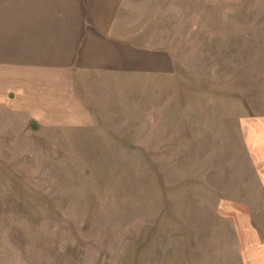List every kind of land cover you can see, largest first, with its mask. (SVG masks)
Instances as JSON below:
<instances>
[{"label": "rangeland", "instance_id": "rangeland-1", "mask_svg": "<svg viewBox=\"0 0 264 264\" xmlns=\"http://www.w3.org/2000/svg\"><path fill=\"white\" fill-rule=\"evenodd\" d=\"M153 1L176 69L141 111L2 121L0 264H247L264 239V0Z\"/></svg>", "mask_w": 264, "mask_h": 264}, {"label": "crops", "instance_id": "crops-1", "mask_svg": "<svg viewBox=\"0 0 264 264\" xmlns=\"http://www.w3.org/2000/svg\"><path fill=\"white\" fill-rule=\"evenodd\" d=\"M153 8V0H0V125L59 133L127 122L158 82H174ZM250 149L261 150L264 184V142ZM247 246V264H264V239Z\"/></svg>", "mask_w": 264, "mask_h": 264}]
</instances>
